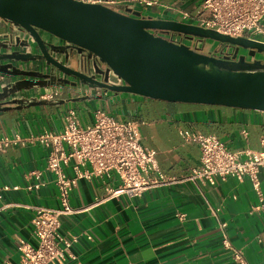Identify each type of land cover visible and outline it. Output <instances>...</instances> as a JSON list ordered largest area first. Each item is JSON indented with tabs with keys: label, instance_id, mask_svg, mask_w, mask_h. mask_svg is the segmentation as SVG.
I'll return each instance as SVG.
<instances>
[{
	"label": "crops",
	"instance_id": "0c3cea01",
	"mask_svg": "<svg viewBox=\"0 0 264 264\" xmlns=\"http://www.w3.org/2000/svg\"><path fill=\"white\" fill-rule=\"evenodd\" d=\"M84 1L101 2L141 19L178 21L168 8L194 17H209L201 0H152L156 2L152 6L140 0ZM127 4L129 8H125ZM261 24L264 27V19ZM10 36H17L16 28L0 20V40ZM9 82L0 76V90ZM55 90L61 93L56 99L64 101L61 105L0 111V138L15 133L34 134L42 128L58 132L62 128L59 115L68 110H74L81 125L87 126L93 112L102 110L122 121L143 123L142 146L156 151L163 175L180 180L189 176L200 158L199 145L186 141L183 131L213 135L232 152L245 148L261 150L264 112L168 103L100 90L75 92L68 88H23L12 98H35ZM84 96L93 99L70 102ZM46 154L41 144L0 153V264H19L21 240L36 245L31 224L34 207H59L52 177L44 172ZM31 171L40 174L37 180L26 178ZM259 180L261 198L247 178L231 177L216 180L213 186L182 180L136 198L119 195L99 206H93L95 198L115 190L116 177L111 174L92 182L81 180L72 199L73 207L81 212L63 217L61 232L66 237L84 232L91 236V240L81 238L72 246L84 264H236L225 250V242L243 250L248 264H264V210L259 209L264 205V170ZM35 183L43 185L28 190ZM5 187L9 189L4 190ZM176 214L185 215V219L178 220Z\"/></svg>",
	"mask_w": 264,
	"mask_h": 264
},
{
	"label": "water",
	"instance_id": "95a60500",
	"mask_svg": "<svg viewBox=\"0 0 264 264\" xmlns=\"http://www.w3.org/2000/svg\"><path fill=\"white\" fill-rule=\"evenodd\" d=\"M0 20L26 37L0 40V76L11 80L0 90V111L64 103L12 98L23 88H68L264 112V43L79 0H0ZM205 41L228 55L205 53Z\"/></svg>",
	"mask_w": 264,
	"mask_h": 264
},
{
	"label": "built area",
	"instance_id": "2783aa9c",
	"mask_svg": "<svg viewBox=\"0 0 264 264\" xmlns=\"http://www.w3.org/2000/svg\"><path fill=\"white\" fill-rule=\"evenodd\" d=\"M140 1L146 6L156 4L152 0ZM201 5L202 9L209 13V17H194L175 8L168 10L178 18L176 22L215 31L232 38L243 37L264 43V27L261 24L264 19V0H201ZM125 8H129L128 4ZM16 32V37L26 39L17 28ZM174 37L168 35L167 39L172 41ZM177 39L180 40L172 42L185 45L190 42L181 37ZM7 40L8 37L1 39ZM188 46L193 45L191 43ZM60 96L61 93L55 90L44 93L39 98L54 100ZM59 118L62 128L58 132L42 128L34 134L15 133L0 138V153L9 148H23L35 144L44 146L47 152L44 172L52 177L51 181L59 202L58 208H33L36 213L31 224L36 245L20 241L19 264H84L73 253L72 246L81 238L91 240V236L84 232L66 237L61 232L62 218L81 212L72 205L75 190L81 180L92 182L113 174L118 181L117 188L95 198L93 206H99L119 195H126L128 198L140 197L149 190L179 183L182 180L192 183L200 181L213 186L216 180L226 181L231 177L239 180L247 178L256 196L258 198L262 196L259 174L264 170V137L260 142V151L245 148L232 152L213 135L181 132L186 141L199 145L200 158L189 176L180 180L163 175L156 161V151L142 146L140 127L143 123L122 121L102 110L93 112L92 122L87 126L81 125L74 110L61 113ZM39 175L37 171H31L26 174V178L37 180ZM42 185L31 184L28 190L38 189ZM259 209L264 210V205ZM175 216L180 221L185 219L183 214ZM221 226L225 227V224ZM224 246L236 264H248L243 250L234 249L226 242Z\"/></svg>",
	"mask_w": 264,
	"mask_h": 264
},
{
	"label": "rangeland",
	"instance_id": "374dc122",
	"mask_svg": "<svg viewBox=\"0 0 264 264\" xmlns=\"http://www.w3.org/2000/svg\"><path fill=\"white\" fill-rule=\"evenodd\" d=\"M118 12H120V13H124L123 11H121V10H117ZM205 43H206V45H205V48H204V50L205 51H207V50H212V51H215L216 49H218L219 48V43H215V42H213V41H205ZM188 45H191V42H188ZM241 54L243 55V56H247V52L246 51H241ZM33 64H31V63H27L26 64V68H25V64H23V65H19L22 69H28L29 67H31Z\"/></svg>",
	"mask_w": 264,
	"mask_h": 264
},
{
	"label": "flooded vegetation",
	"instance_id": "af4514ba",
	"mask_svg": "<svg viewBox=\"0 0 264 264\" xmlns=\"http://www.w3.org/2000/svg\"><path fill=\"white\" fill-rule=\"evenodd\" d=\"M166 38H168V36L166 35ZM177 38H179V37H174V38H172V41H175V42H178L180 39H177ZM193 48L194 49H200V45H198V44H193ZM205 53H210V49L209 50H207V51H205L204 49H202ZM211 54H213V55H216V56H218V57H220V58H222V57H226L228 54L227 53H220L219 51H213Z\"/></svg>",
	"mask_w": 264,
	"mask_h": 264
}]
</instances>
